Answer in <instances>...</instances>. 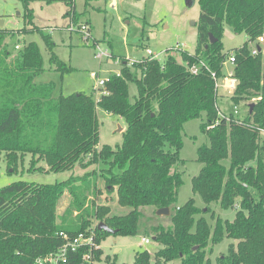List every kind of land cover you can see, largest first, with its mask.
<instances>
[{
    "label": "trees",
    "instance_id": "obj_1",
    "mask_svg": "<svg viewBox=\"0 0 264 264\" xmlns=\"http://www.w3.org/2000/svg\"><path fill=\"white\" fill-rule=\"evenodd\" d=\"M29 2L24 0V17L33 27L28 33L42 34L50 69L63 76L70 68L55 54L51 36L34 26ZM198 3L194 54L167 51L163 61L145 57L133 66L124 62L120 76H111L107 94L98 98L64 96L57 94L54 83H38L45 72L39 46L30 42L12 52L7 39L15 32L0 29V158L5 154L13 168L30 155L29 171H45L38 166L41 162L54 173L95 166L83 176L73 174L54 184L19 181L0 189V264H47L40 262L65 244L60 233L75 238L95 231L99 245L110 236L134 237L145 207L155 212L170 208L171 225L153 227L161 248L154 255L137 253L134 264H211L208 255L225 239L234 242L217 264H264V45L257 56L250 47L264 34V0ZM226 25L248 38L228 53L223 43ZM210 36L217 41L211 43ZM231 54L235 63L227 69ZM195 66L198 72L193 73ZM230 72L236 80L230 98L240 109L245 105V117L220 115L212 74L221 80ZM130 84L137 88L134 101ZM98 109L125 121L121 145L100 147ZM203 116L201 131L209 145L198 148L197 161L203 167L192 179V190L205 207L194 199L177 206L184 184L179 169L184 163V126ZM103 190L107 196L100 202ZM66 191L72 201L59 216ZM112 195L119 207L129 210L126 214L115 212ZM213 204L235 210V218L215 216ZM208 213L214 224L207 220ZM100 223L115 234L99 231ZM102 255V250L82 246L58 264H95Z\"/></svg>",
    "mask_w": 264,
    "mask_h": 264
},
{
    "label": "rangeland",
    "instance_id": "obj_2",
    "mask_svg": "<svg viewBox=\"0 0 264 264\" xmlns=\"http://www.w3.org/2000/svg\"><path fill=\"white\" fill-rule=\"evenodd\" d=\"M70 3L74 5L73 9L70 8ZM29 7L32 9L34 26L42 29L44 35L51 36L55 45V54L70 68V71L62 76L61 73L50 69L49 51L42 34L28 33L33 27L28 25L24 17L26 10L24 0H0V29L15 32V37L7 39L8 48L12 52L17 50V46L21 49L24 44L30 42H35L39 46L45 72L37 82L54 83L57 94L62 93L64 96L83 93L94 94L95 98H98L99 95L94 93L96 80L92 78V73L98 74L102 79L117 75L121 71L122 63L141 60L147 57L148 50L160 55L161 60L165 59L166 51L177 46H184L191 54L196 51L201 13L198 0H194L191 6L187 5V0H117L115 3L112 0H30ZM67 12H70L68 16H66ZM85 24L90 29L88 39L79 29ZM247 40L245 34H236L230 26H225L223 35L225 52L242 47ZM97 47L107 51L111 57L103 61L97 60L95 58ZM129 93L131 100L134 101L137 96V88L134 84H130ZM219 94L220 111L227 116L233 114L235 104L230 98L231 95L227 96L222 89ZM239 111V116L245 117L247 113L245 105H242ZM97 117L100 147L121 145L122 133L127 127L125 121L101 109L97 110ZM204 122L203 116L187 122L184 126L181 150V159L184 163L179 166L184 184L179 191L177 206L194 199L198 207H205L201 197L192 190V179L203 167V164L197 161L198 148L209 145L208 137L201 131ZM119 128L122 130L120 131ZM31 159V156L27 155L16 167H13L14 170L8 166L6 155L2 154L0 189L19 181L54 184L66 181L73 174L83 176L95 169V166L88 169L77 166L72 172L54 173L49 172L46 163L41 162L38 166H42L45 171H29ZM102 195L100 202H105L106 190H103ZM111 197V203L116 204L115 212L126 214L129 211L117 205L115 195ZM71 201L72 196L66 191L60 201L59 216L65 212ZM212 208L215 216L221 217L224 221H232L235 218V210H221L214 204ZM141 213L138 234L134 237H108L99 245L103 255L95 264H134L137 253L148 251L154 255L161 248V245L154 240L153 227L158 225L170 227L169 217L157 216L151 207L141 208ZM205 216L210 224H214L215 220L211 218V213ZM143 237L149 238L150 243H142ZM233 242L225 239L214 246L213 253L208 255L211 264H217V259L228 253L229 246ZM173 264H180V261H175Z\"/></svg>",
    "mask_w": 264,
    "mask_h": 264
},
{
    "label": "built area",
    "instance_id": "obj_3",
    "mask_svg": "<svg viewBox=\"0 0 264 264\" xmlns=\"http://www.w3.org/2000/svg\"><path fill=\"white\" fill-rule=\"evenodd\" d=\"M47 1H50V0H47ZM112 1L115 3L117 0H112ZM79 29L83 31V34H85L87 36L86 39H88V33H90L89 27L85 24ZM263 45H264V34L261 37H259L256 42L250 43L252 55L257 56L260 53V51L262 50ZM259 47H260V49H259ZM16 48L19 49V46H17ZM186 50L187 49L181 45V46H177L176 48H172L171 50H168V51L180 54ZM164 54L166 56L167 51ZM110 57H111V55L107 51H102L99 49V47H97V52L95 53V58L97 60L103 61V60L110 58ZM147 57L152 59V60L156 59V60L163 61L160 59V55H156L150 50L147 51ZM141 62H142V59L141 60H129L126 63H128V66H133V65L141 63ZM234 63H235V56L233 54H231L228 61L225 63V66H228L229 64L233 65ZM192 72L193 73L198 72V67L197 66L193 67ZM116 76H120V73L117 74ZM212 76L216 80V87L218 88V90L223 89L229 95H233L234 90L236 88V80L232 79V77H231L232 72H230L228 74L227 78L221 79V80L216 78L215 73H213ZM92 78L96 80V85H95V89H94L96 91V93L99 96L101 94H107L105 87L107 85V82H109L111 76H109L108 78L102 79L98 74L92 73ZM239 113H240L239 107L235 106L233 115L237 117V116H239ZM220 115H221V117H223V116L228 117L227 115L223 114L222 112ZM211 128H213V127H208V129H211ZM262 136L264 137V130H262ZM60 237L63 238V240L65 241V244L63 245V247L59 250V252L55 256L48 257L40 263L58 264V262H66L67 253L69 251L76 252L82 246H88L89 248L94 249V250L100 249L99 244H97L95 241V237H96L95 231H91L90 234H87V235L86 234H80L79 236H77L75 238L69 237L67 234L60 233ZM141 242L144 244H149L150 240L147 237H143L141 239ZM85 259L89 260V257L86 256Z\"/></svg>",
    "mask_w": 264,
    "mask_h": 264
},
{
    "label": "water",
    "instance_id": "obj_4",
    "mask_svg": "<svg viewBox=\"0 0 264 264\" xmlns=\"http://www.w3.org/2000/svg\"><path fill=\"white\" fill-rule=\"evenodd\" d=\"M193 3H194V0H187L188 6L193 5ZM210 37H211V43H214L217 41V39L213 38V36H210ZM259 49H260V47H259ZM251 108H253V106H251ZM119 130L121 131L122 129L119 128ZM156 213H157V216H159V217L160 216L169 217L171 215V209L170 208H162V209L157 210ZM98 229H99V231H106V232H109L111 234H115V232L112 229H110L105 223H100L98 225Z\"/></svg>",
    "mask_w": 264,
    "mask_h": 264
},
{
    "label": "crops",
    "instance_id": "obj_5",
    "mask_svg": "<svg viewBox=\"0 0 264 264\" xmlns=\"http://www.w3.org/2000/svg\"><path fill=\"white\" fill-rule=\"evenodd\" d=\"M67 14V13H66ZM143 59V58H142ZM223 90V89H222ZM223 92L224 93H226V95L228 96L229 94L225 91V90H223ZM219 93H220V90H219ZM223 96H224V94H223ZM230 96V95H229Z\"/></svg>",
    "mask_w": 264,
    "mask_h": 264
}]
</instances>
